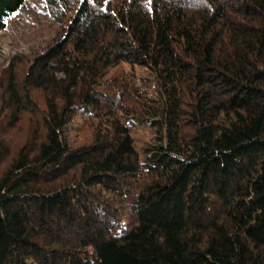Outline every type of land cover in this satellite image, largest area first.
<instances>
[{
    "label": "trees",
    "instance_id": "1",
    "mask_svg": "<svg viewBox=\"0 0 264 264\" xmlns=\"http://www.w3.org/2000/svg\"><path fill=\"white\" fill-rule=\"evenodd\" d=\"M42 3L0 79V264H264V0Z\"/></svg>",
    "mask_w": 264,
    "mask_h": 264
},
{
    "label": "rangeland",
    "instance_id": "2",
    "mask_svg": "<svg viewBox=\"0 0 264 264\" xmlns=\"http://www.w3.org/2000/svg\"><path fill=\"white\" fill-rule=\"evenodd\" d=\"M56 25L49 21L42 0H28L9 20L5 30L0 32V79L4 81L11 61L23 62L26 58L43 50L56 36ZM139 76H142L141 73ZM21 118L20 124L12 133L15 144L29 139L31 119Z\"/></svg>",
    "mask_w": 264,
    "mask_h": 264
}]
</instances>
